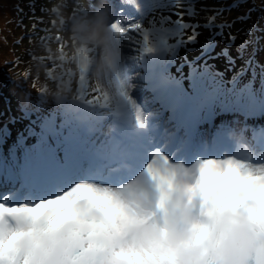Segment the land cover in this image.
Returning <instances> with one entry per match:
<instances>
[{
  "label": "rangeland",
  "instance_id": "374dc122",
  "mask_svg": "<svg viewBox=\"0 0 264 264\" xmlns=\"http://www.w3.org/2000/svg\"><path fill=\"white\" fill-rule=\"evenodd\" d=\"M98 22L105 43L83 44L76 30ZM152 73L196 83L206 114L195 132L225 135L228 150L198 142L184 163L167 123L194 114L165 107L145 81ZM260 111L264 0H0V152L15 155L48 121L93 153L48 182L0 178V264H264ZM156 157L187 180L136 184ZM119 161L134 164L129 179L101 182ZM14 208L20 218L2 221Z\"/></svg>",
  "mask_w": 264,
  "mask_h": 264
},
{
  "label": "snow or ice",
  "instance_id": "6c2138e0",
  "mask_svg": "<svg viewBox=\"0 0 264 264\" xmlns=\"http://www.w3.org/2000/svg\"><path fill=\"white\" fill-rule=\"evenodd\" d=\"M145 81L173 114L182 108L193 112L194 121L206 114L205 106L197 105L200 93L195 82L182 85L171 77L157 73L146 75ZM172 98H175V102H170ZM37 126L33 142L26 143L15 155L0 152V178L15 173L25 180L48 182L79 170L85 161L93 158V153L79 136L65 133L48 121L37 122L34 127ZM261 135H264V130Z\"/></svg>",
  "mask_w": 264,
  "mask_h": 264
},
{
  "label": "bare ground",
  "instance_id": "6f19581e",
  "mask_svg": "<svg viewBox=\"0 0 264 264\" xmlns=\"http://www.w3.org/2000/svg\"><path fill=\"white\" fill-rule=\"evenodd\" d=\"M159 50V48H158V45L156 44V45H154L153 46V48L151 49V51L153 52V53H155L156 54V51H158ZM47 61V60H46ZM189 70V69H188ZM181 72V71H180ZM179 72V73H180ZM187 74V73H186ZM175 77V76H174ZM173 78V77H172ZM184 78V77H183ZM191 81V80H190ZM193 81V80H192ZM180 82V81H179ZM163 104V103H162ZM167 109V108H166ZM184 113V112H183ZM184 115H186V113H184ZM177 120H184L183 118H181V119H177ZM212 120V119H211ZM185 121V120H184ZM128 122V121H127ZM177 124V127H178V125L179 126H181V127H185L186 125H187V122H178V123H176ZM202 129V128H201ZM145 132H146V130H145ZM179 136H180V133H179ZM113 137V136H112ZM116 137V136H115ZM199 141V140H198ZM260 141H263L262 139H257L256 141H255V144L256 143H259ZM117 142V141H116ZM172 144H173V142L172 141H170L169 142V144H168V146L172 149V148H174V146H172ZM143 146V145H142ZM184 147L186 148V147H189V145L187 144H185L184 145ZM184 150L182 149V152H183ZM140 156H143V157H145L143 154H139ZM182 156H184V154L182 153ZM245 158V157H244ZM246 159V158H245ZM246 160H248V159H246ZM142 163H136V165H135V167H139L140 165H141ZM205 165H208L207 163L205 164ZM215 165H217V164H215ZM135 171V170H134ZM178 171H179V168H178V166H172V165H167L164 161H163V158L162 157H156L154 160H153V162H152V164H151V166H150V168H149V172H150V175H147L144 179L142 178L141 179V181L138 183H136V184H138V185H143V181L142 180H148V181H151L150 179H151V175L153 176H155L156 177V181H158L159 179H165L166 181H165V183H166V186H167V188H168V186H176V184H177V187L179 186V185H182L183 184V182H182V180H184V179H186V178H188L189 177V175H190V173L188 174V175H186V176H181L179 173H178ZM129 175H125L122 179H121V181H125V179L128 177ZM130 176H131V174H130ZM129 176V177H130ZM129 177H128V179H129ZM187 180V179H186ZM148 181H146V183L145 184H149V182ZM155 181V182H156ZM163 181V180H162ZM151 183H152V181H151ZM185 183V182H184ZM152 185H154V184H152ZM222 185H223V182H217V183H213L212 185H211V193H210V197L211 196H214L216 193H217V191L222 187ZM10 186V185H9ZM155 186V185H154ZM153 186V187H154ZM148 187V186H147ZM159 187V186H158ZM157 187V188H158ZM210 187V186H209ZM149 188V187H148ZM155 188V187H154ZM183 188V187H182ZM144 189V188H143ZM173 189V188H172ZM149 190V189H148ZM154 190H156V189H154ZM159 190V189H158ZM243 189H236V191H238L239 193L242 191ZM147 191V190H146ZM22 192V191H21ZM144 192V191H143ZM149 193V192H148ZM151 194V193H150ZM153 194H155V193H153ZM246 194V192L243 194V195H245ZM142 195V194H141ZM152 195V194H151ZM208 195H209V192H208ZM148 197V196H147ZM209 197V198H210ZM140 198V197H139ZM169 198V197H168ZM146 199H148V198H146ZM170 200V199H169ZM167 204V203H166ZM154 205H155V203H154ZM20 218V216H16L15 214H13L12 215V217H11V219H13L14 221L15 220H18ZM1 220L2 221H4V222H7V221H9V220H7V219H2L1 218ZM4 228V227H3ZM6 230V229H5ZM217 230V229H216Z\"/></svg>",
  "mask_w": 264,
  "mask_h": 264
},
{
  "label": "trees",
  "instance_id": "16d2710c",
  "mask_svg": "<svg viewBox=\"0 0 264 264\" xmlns=\"http://www.w3.org/2000/svg\"><path fill=\"white\" fill-rule=\"evenodd\" d=\"M229 111V110H228ZM240 116L241 117H244V118H251V116L250 115H248V114H246V113H243L242 114V112L240 113ZM262 117V120L264 119V111H260V112H257L256 114H255V120H258V118H260V117ZM173 119H176V117L175 116H172V117H170L169 118V122L167 123V124H169V125H171V129H172V127H173V125H175V121L173 120ZM186 121L185 122H188V123H190L191 125H192V128H193V130H194V132H195V130L196 129H198V128H195V126H194V123H193V118H186L185 119ZM184 121V120H183ZM233 123V122H232ZM263 124V123H262ZM182 128L183 127H180V131H182ZM217 130H218V132L221 134V128L220 127H218L217 128ZM200 132H201V136L204 138V141H201V139H200ZM233 132V131H232ZM217 132L216 131H210V130H208V131H204V130H199L198 132H195V134H196V136H197V139L199 140V142L200 143H208V142H213L216 138L218 139V142H217V144L215 145L216 147H219L220 146V144H224V143H229V142H231V141H229L227 138H226V136L225 135H218V133L216 134ZM214 134H216L217 136H216V138L214 137ZM195 139H196V137H195ZM182 141H183V138H182V134L180 135V137H179V140H178V143L179 144H181L182 143ZM198 142H197V140H196V142H195V144H197ZM194 143L192 144V142H191V145L190 146H192V145H195Z\"/></svg>",
  "mask_w": 264,
  "mask_h": 264
},
{
  "label": "clouds",
  "instance_id": "9594fccd",
  "mask_svg": "<svg viewBox=\"0 0 264 264\" xmlns=\"http://www.w3.org/2000/svg\"><path fill=\"white\" fill-rule=\"evenodd\" d=\"M107 30V26L103 22L96 23L91 30L77 29L76 31L79 34V39L83 44H103L105 43L104 33ZM108 61H105L107 63ZM231 249L226 248L224 250V255L227 256L230 253Z\"/></svg>",
  "mask_w": 264,
  "mask_h": 264
},
{
  "label": "water",
  "instance_id": "95a60500",
  "mask_svg": "<svg viewBox=\"0 0 264 264\" xmlns=\"http://www.w3.org/2000/svg\"><path fill=\"white\" fill-rule=\"evenodd\" d=\"M115 175H116L117 177H119V176L121 177V176H125V175H127V174H126V173H122V172H118V173H116ZM110 177H111V176H110ZM110 177H109V178H110Z\"/></svg>",
  "mask_w": 264,
  "mask_h": 264
}]
</instances>
